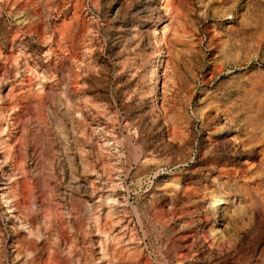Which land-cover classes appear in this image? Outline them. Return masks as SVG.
Returning <instances> with one entry per match:
<instances>
[{
	"label": "rangeland",
	"instance_id": "rangeland-1",
	"mask_svg": "<svg viewBox=\"0 0 264 264\" xmlns=\"http://www.w3.org/2000/svg\"><path fill=\"white\" fill-rule=\"evenodd\" d=\"M0 123V264H264V0H0Z\"/></svg>",
	"mask_w": 264,
	"mask_h": 264
},
{
	"label": "bare ground",
	"instance_id": "bare-ground-1",
	"mask_svg": "<svg viewBox=\"0 0 264 264\" xmlns=\"http://www.w3.org/2000/svg\"><path fill=\"white\" fill-rule=\"evenodd\" d=\"M164 0H158V3H162ZM148 2V1H147ZM146 2V3H147ZM152 4V3H151ZM147 8V7H146ZM149 9V8H148ZM144 24V23H143ZM21 29V28H20ZM128 31H129V29H128ZM127 32V31H126ZM153 33H154V35L155 36H160L161 35V31H160V29L156 26L155 27V29H154V31H153ZM53 39V38H52ZM145 42V41H144ZM49 43V42H48ZM46 46V45H45ZM81 46V45H80ZM56 52V51H55ZM3 53V52H2ZM79 53V52H78ZM53 54H54V50H53ZM24 56V55H23ZM54 56H52V58H53ZM28 59V58H27ZM48 60V59H47ZM54 60H55V58H54ZM152 61V60H151ZM19 62V61H18ZM31 63V62H30ZM11 64V63H10ZM21 65V64H20ZM24 65V64H23ZM23 65H21L20 67H22ZM60 65V64H59ZM3 66V65H2ZM12 66H13V64H12ZM8 67H9V64H8ZM6 68H7V66H6ZM151 68H152V71H151V73L150 74H148L147 76H146V85L149 87V94H148V96L151 98V102H152V104L153 105H155V107H156V105L158 106L159 104H160V102H161V100H162V95H161V93H160V90H159V76H160V74H161V72H162V63H161V59H155V61L152 63V65H151ZM12 69H13V67H12ZM17 69H19V68H17ZM215 69V68H214ZM24 70V69H23ZM25 71V70H24ZM19 73V72H18ZM21 73V72H20ZM21 76V75H20ZM23 77V76H22ZM9 79V78H8ZM18 79V78H17ZM53 81V80H52ZM74 81V80H73ZM13 82V81H12ZM16 82V81H15ZM54 82V81H53ZM12 84H14V83H12ZM46 84V83H45ZM44 84V85H45ZM21 85V84H20ZM26 85V84H25ZM43 85V84H42ZM133 85V84H132ZM16 86V85H15ZM7 87V86H6ZM75 87V86H74ZM131 89V88H130ZM13 92V91H12ZM23 93V92H22ZM149 98V99H150ZM7 101V100H6ZM57 101V100H56ZM159 107V106H158ZM143 108V107H142ZM15 110V109H14ZM13 111V110H12ZM17 111H19V110H17ZM17 111L15 112V113H17ZM79 115V114H78ZM122 115V114H121ZM13 116H14V114H13ZM208 116V115H207ZM15 117V116H14ZM141 119V118H140ZM10 120V119H9ZM12 120V119H11ZM11 123V122H10ZM1 124V123H0ZM99 125H101V124H99ZM143 126V125H142ZM146 127V126H145ZM118 128V127H117ZM147 128V127H146ZM104 129V128H103ZM108 129V128H107ZM115 130H117V129H115ZM87 131V130H86ZM97 131V130H96ZM17 132V131H16ZM119 132V131H118ZM17 134V133H16ZM98 134V133H97ZM125 135V134H124ZM133 135V134H132ZM100 137H101V135H100ZM93 138V137H92ZM95 138H97V137H95ZM94 139V138H93ZM107 140V139H106ZM56 143V142H55ZM86 143V142H85ZM103 143V142H102ZM107 145V144H106ZM105 145V146H106ZM111 145V144H110ZM131 145H133V144H131ZM135 145V144H134ZM133 145V146H134ZM89 146V145H88ZM109 147V146H108ZM111 147V146H110ZM12 148V147H11ZM141 151H142V149H141ZM140 152V151H139ZM113 153V152H112ZM111 153V154H112ZM137 154V153H136ZM142 154V153H141ZM143 155V154H142ZM111 156V155H110ZM109 156V157H110ZM112 157V156H111ZM22 159H23V157H22ZM115 159V158H114ZM120 159H122V158H120ZM112 160V159H111ZM138 161H139V159H138ZM134 162V161H133ZM112 164V163H111ZM96 165V164H95ZM115 165V164H114ZM12 166V165H11ZM113 166V165H112ZM115 166H117V165H115ZM133 166V165H132ZM93 167V166H92ZM95 167V166H94ZM113 168H114V170H115V167L113 166ZM132 168V167H131ZM1 169V168H0ZM94 169V168H93ZM95 170V169H94ZM93 170V171H94ZM91 171H92V169H91ZM96 171V170H95ZM94 171V172H95ZM128 171H130V170H128ZM127 171V172H128ZM3 172H4V170H3ZM2 172V173H3ZM118 172V171H117ZM132 172V171H131ZM126 173V172H125ZM95 174V173H94ZM115 174V173H114ZM90 175V174H89ZM105 175V174H104ZM95 176H96V174H95ZM94 176V177H95ZM102 176V175H101ZM91 178H92V176H91ZM97 178H98V176H97ZM95 179V178H94ZM114 179V178H113ZM127 179V178H126ZM96 180H98V179H96ZM107 180V179H106ZM115 180V179H114ZM121 180V179H120ZM142 180V179H141ZM100 182V181H99ZM136 182V181H135ZM134 182V183H135ZM2 183H4V182H2ZM110 183V182H109ZM127 183V182H126ZM121 184V183H120ZM129 184V183H128ZM163 184V183H162ZM5 185H6V182H5ZM8 185V184H7ZM93 185V184H92ZM104 185V184H103ZM126 185V184H125ZM97 186H98V184H97ZM96 186V187H97ZM100 186V185H99ZM93 187V186H92ZM101 187H103V186H101ZM109 186H107L106 188H108ZM57 188V187H56ZM60 189H61V187H59ZM159 188V187H158ZM161 188V187H160ZM92 189V188H91ZM98 189V188H97ZM110 189V188H109ZM111 189H112V187H111ZM114 189H116L117 190V188H114ZM113 190V189H112ZM119 190V189H118ZM130 190V189H129ZM61 191V190H60ZM104 192V191H103ZM120 191H118V193H119ZM158 192V191H157ZM6 193V192H5ZM105 193V192H104ZM111 193V192H110ZM122 193V192H121ZM159 193V192H158ZM162 193V192H161ZM163 193H165L164 191H163ZM94 194V193H93ZM103 194V193H102ZM109 194V193H108ZM115 195H116V193H115ZM3 196H5V194L3 195ZM103 196V195H102ZM109 196H111L112 197V195H109ZM2 198V197H1ZM8 198V197H7ZM6 198V199H7ZM109 198V197H108ZM126 198V197H125ZM86 199V198H85ZM104 199V198H103ZM130 199V198H129ZM16 200V199H15ZM100 200H101V198H100ZM2 201H3V199H2ZM26 201V200H25ZM96 201H98V200H96ZM111 201V200H110ZM113 201H115V200H113ZM11 202V201H10ZM109 202V201H108ZM128 202V201H127ZM6 203V202H5ZM131 203V202H130ZM174 203V202H173ZM230 203V201L229 200H227V199H224V198H221V199H217L216 201H215V205H214V207L218 210V209H225L226 207H227V205ZM9 204V203H8ZM110 204V203H109ZM137 205V204H136ZM6 207V206H5ZM11 207H12V204H11ZM105 207V206H104ZM113 207V206H112ZM132 207V206H131ZM116 208V207H115ZM119 208V207H118ZM128 209V208H127ZM10 210V209H9ZM112 210H114V209H112ZM132 210H134V209H131V211ZM99 211V210H98ZM97 211V212H98ZM102 211V210H101ZM135 211V210H134ZM133 211V212H134ZM138 211V210H137ZM13 212V211H12ZM127 213V212H126ZM130 213V212H129ZM11 214V213H10ZM136 214H138V213H136ZM12 215H13V213H12ZM11 215V216H12ZM16 215V214H15ZM101 216V215H100ZM100 216H99V218H100ZM129 216H130V214H129ZM128 216V217H129ZM140 216V215H139ZM220 216V215H219ZM226 216V215H225ZM16 217V216H15ZM17 217H18V215H17ZM13 219V218H12ZM16 219V218H15ZM132 219V218H131ZM136 219V218H135ZM149 219V218H148ZM231 219V218H230ZM141 220V219H140ZM218 220V219H217ZM236 220V219H235ZM26 221V220H25ZM22 222V221H21ZM101 222V221H100ZM142 222V221H141ZM181 222V221H180ZM229 222V221H228ZM24 223V222H23ZM72 223V222H71ZM123 223V222H122ZM204 223V222H203ZM90 224V223H89ZM139 224V223H138ZM238 224H239V222H238ZM25 225H28V224H25ZM24 225V226H25ZM137 225V224H136ZM208 225V224H207ZM23 226V225H22ZM23 226V227H24ZM128 226V225H127ZM130 227H131V225H130ZM207 227V226H206ZM241 227V226H240ZM117 228H118V226H117ZM220 228V227H219ZM24 229V228H23ZM43 229V228H42ZM89 229V228H88ZM144 230V229H143ZM123 231V230H122ZM137 232V231H136ZM193 232V231H192ZM224 232V231H223ZM48 233V232H47ZM140 234V233H139ZM143 235V234H142ZM127 236V235H126ZM125 236V237H126ZM149 236V235H148ZM143 237H144V235H143ZM184 237H186V236H184ZM42 240V239H41ZM141 240H143V239H141ZM86 241V240H85ZM41 242V241H40ZM187 242V241H186ZM105 243V242H104ZM142 243V242H141ZM146 243V242H145ZM145 243H144V245H145ZM184 243V242H183ZM84 244V243H83ZM130 244V243H129ZM132 244V243H131ZM189 244V243H188ZM213 244V243H212ZM185 245V244H184ZM187 245V244H186ZM189 245H191V243L189 244ZM126 246V245H125ZM225 246V245H224ZM187 247H188V245H187ZM192 247V246H191ZM185 249V248H184ZM189 249V248H188ZM188 251H190V250H188ZM188 251H186V252H188ZM143 252V251H142ZM190 252H192V251H190ZM189 252V253H190ZM181 254V253H180ZM183 255V254H182ZM101 262H102V259H101Z\"/></svg>",
	"mask_w": 264,
	"mask_h": 264
},
{
	"label": "water",
	"instance_id": "water-1",
	"mask_svg": "<svg viewBox=\"0 0 264 264\" xmlns=\"http://www.w3.org/2000/svg\"><path fill=\"white\" fill-rule=\"evenodd\" d=\"M150 73H151V72H150ZM150 73H149V74H150Z\"/></svg>",
	"mask_w": 264,
	"mask_h": 264
}]
</instances>
